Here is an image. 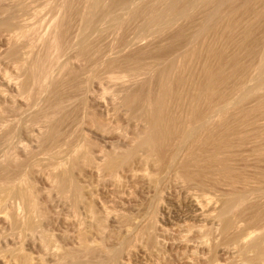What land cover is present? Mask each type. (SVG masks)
<instances>
[{"label":"rangeland","instance_id":"obj_1","mask_svg":"<svg viewBox=\"0 0 264 264\" xmlns=\"http://www.w3.org/2000/svg\"><path fill=\"white\" fill-rule=\"evenodd\" d=\"M154 1L127 0V2L118 3H115L116 0H90L88 3L82 1L83 4L85 3L83 5L81 2V7L84 10V18L80 22L75 20L71 26L72 28L70 27L71 30L69 29L66 39L61 42V50H57V52H59L58 59H55L57 56L56 51L55 53L53 52L54 54L52 53L54 58H52V56L51 58L54 59V63H52L53 65H51L52 67L49 69L52 73L50 75L49 72L47 79L44 80L46 82H44L45 84L43 83L41 89L45 90L42 91V93L39 92L41 90H37V92H39L38 94L35 92H33L34 95L31 94V91L36 89L33 86L31 87V85L26 89V86H24V79L26 78H24L23 74H21L22 76L16 74L15 70H13L6 62V46L3 48L4 43L0 41L3 43H0V47L5 51H3V54L2 48H0V162L4 161V151L6 152L10 149L8 151H12L16 161L22 164V175L20 174V178L22 179L20 180V183L22 185L20 187L7 186L5 187L6 189H4V186L3 188H0L1 191L6 190V192L0 191V264H24L23 259L25 257L30 258L33 264H56L58 259L53 256V253H56L57 255L66 254L65 256L68 257V261L71 254L73 257L72 259H74L73 255H75V262L70 259L73 264H243L241 257H236L238 254L233 251L234 246L230 244L231 240L228 242V237H224L221 231H218L219 228H221L220 224H218L217 221H214L217 224H212L214 222L210 221V219H207L204 222L202 221L203 219H200L197 216L195 217V207L191 205L190 197L187 195L188 193L185 189L181 188L182 185H177L173 180V182H169L171 179H167V174H165L166 172L161 168V165L158 167L156 166V168L155 166L153 167V165H151V167L146 166L144 169L141 165L132 163V165H130L131 167L129 165L126 166L128 167L126 168L127 170H123L122 167L121 170L118 168V177L116 176L117 178L113 177L111 179V176L107 174L109 172L105 170L97 172V169H94L92 166L93 164L97 165L98 163L104 165L106 162L105 159L107 158V152H110L111 150L113 151L115 148L119 150H127L126 148L129 145H126L128 144L126 136L127 138L133 136L134 128L137 125L136 123L140 121H137L136 117L131 114V111L122 104V98L128 93L125 90L128 85L123 88L125 91L118 86L113 87L114 91L111 88L105 89L108 92L110 91L108 93L99 85L100 79L103 76L112 73L124 77L128 84H131L134 80L132 83L134 84V82L136 83L137 80V82L141 81L149 74L152 76L154 71H156L155 66L158 65L157 63L160 64V62H163L166 57L170 56V54L172 55L173 52L174 55L178 52V48L180 49L183 47L182 45H185V42H183L186 39L185 37H190V35L198 28V25L205 14H203V12H207V9H209L210 12L208 11V13H211L213 7L211 9L210 6L215 4V0H201L202 2L198 0V3L201 4H198L197 8V5H194L195 7L192 8L193 10L191 9L192 12H190L189 15L178 17L174 22L166 25L161 31H158L153 27L151 30L147 31V33H145L146 31L143 33V30H140V26L143 24V19L145 20V17L142 16L144 14L141 15L139 13L140 15H138L136 12V14L133 15V11L141 10L145 4L148 5ZM254 1L255 0H252L251 3L248 4V8L255 7L254 9L251 8V10H257L256 8L260 5L259 2H263V0H256L257 2ZM167 2H169V0ZM239 2L240 1L236 3L239 4ZM255 3H259V5H256ZM61 5H64L63 2ZM240 5L241 4H239V6ZM233 6L236 7L235 5ZM64 7L62 6V9H66V7ZM238 7H236V10ZM225 8H227L228 11H224L227 10ZM225 8L223 13L227 12L228 15L225 14L227 17H223V13V16L221 13H218L219 15L216 14L215 17L213 16V19H215L213 30H218L221 36L219 33L218 36H216L217 32L215 33V31L212 30L215 35L209 31L212 35L207 32L209 37L207 34H204L203 36V38H206H204L206 41L202 43V40L204 41L202 38L199 42L203 45L206 42L211 43L208 42L209 40L214 41L212 38L216 39L215 36L220 38H217L213 43L217 44V41L219 40L218 44L220 46L215 44L217 48L213 44H210L214 51L217 49L216 53H210L209 49L212 51V48H209L207 43L205 45L208 50L204 45V48L203 46L201 47V49H205L204 52L199 48V45L201 44L198 43V45H196V49L199 48L198 53L201 51V53L196 54L197 56L205 53L207 50L210 54H215L212 56V60L208 59L211 58V55L208 52V54H205L209 57L204 54L205 56H199L200 58L196 56L199 60H193L191 58L192 55L189 53L191 49H189V56L187 54V59H185L186 56L184 58L185 62H187L186 64L185 62H182L184 61L183 57L180 58L181 56H176L177 60L179 57L182 61L180 63V61L176 60L177 62L175 65L178 67L174 66V71L171 72L169 80L171 83L176 84L178 78L177 75L179 76V71L181 72L183 69L185 79L187 78V82L189 84L191 83L188 85L186 82V85H188L187 87H191L194 82L197 83L199 80H205V78L206 80L207 78H211L213 81L215 78H213V76L215 75L212 74V77H206L207 75L204 74L207 69L212 66V70H214L212 73L217 75V79H214V82L210 79L208 80H210L215 86L216 80L220 77L221 78L215 87L212 83L210 84L209 81L210 85H207V91H210L209 87L211 85L215 89H211L213 91H210V94H206V97L209 95L207 100L216 102L220 98H223L222 96H224L225 92L227 95L229 93V98L231 97V100H228V102L227 99H223L224 101H227L231 106L235 103L233 107L236 106V109L237 106L240 107V104L242 106L245 105L244 108L241 107L243 108V111L246 110L244 113L247 114L249 111V113H252L249 115L255 118V115H260V112L257 110L260 109V111H262L261 113H264V107L260 108V106L262 107V104L259 105L260 96H262L261 99L264 101V79L263 76H260L261 73L259 74L257 69V67L262 64L257 58L259 56H257V54L260 49L264 48V18H260L258 13H253L248 8L247 9L250 12H247V9V11L242 8L238 9L241 10L242 14L239 13L241 16L237 13L238 10L235 11V9L232 8L235 11H233L236 15L234 16L231 8ZM260 8L261 6L258 10H260ZM62 9L61 11H64ZM258 10L256 12H258ZM46 11L47 9L43 14L44 16L46 15L45 18L47 19L51 17L52 13L47 11V14ZM64 12L59 13V15ZM243 13H246L247 16L245 17L246 14L244 15ZM254 14H257L260 19H258L257 16L255 17ZM110 15L115 16L114 22H109L108 16ZM217 15L221 18H218ZM242 15L244 16L242 17ZM230 16H233L235 19H231ZM223 18L224 23L223 21L221 23L225 26L221 24L219 27L218 21L217 23L215 21L217 19L221 21ZM58 19H60V16ZM230 19L231 21L233 20V23L235 22V26L229 21ZM225 23L228 24L227 26H229V28H227ZM246 32H250V34ZM105 35H108V41L112 38L110 40L112 42H105ZM226 35H231V37L229 36V38ZM226 38H228V41ZM87 39H90L91 43L96 42V48L93 50L91 49V51L86 54H82L79 51V44ZM229 39L236 44L232 41L229 43ZM68 40L71 41L69 44L70 47L65 45V43L67 44V42H69ZM37 42L34 52H36L37 47L39 48L37 52H39L40 46L42 47L43 44L42 41ZM257 42L258 45L253 51L254 56L253 58H250L252 56L249 55V46L253 43L256 44ZM39 43L40 46L38 45ZM224 44L225 46L228 44V46H226L227 48ZM166 45L169 47H166ZM180 45L182 47H179ZM223 46L226 49L224 48L225 51L222 49V53L218 48H223ZM163 47H166V49ZM103 48L105 50L109 49L107 50L109 51L107 52L108 54H102V50H104ZM192 51L193 50H191V52ZM37 52L34 55H42V52H39V54ZM217 52L224 55L220 57V53L218 54ZM159 53L162 54V56ZM194 56L193 58L195 59ZM214 56H216V58H214ZM110 57L111 59L128 60V66L126 68L122 66H114L110 72H106V62H108V60L110 61ZM233 57L238 58L235 59L237 60V64ZM188 59L190 61H188ZM191 59L193 61H191ZM204 59H206V62L207 59L210 61L209 65V61L207 62V65L204 64L206 63L203 62ZM232 61L235 62L236 66H234ZM151 62H153V65L155 66L151 67ZM146 63L150 64L147 66ZM177 63L179 65L182 64L181 66H183V68H181V66L179 67ZM61 64L62 66L63 64H66V66L62 67ZM137 64L144 65L143 68L145 69L148 67L147 70L151 67L150 70L153 68V71L149 70L150 73L148 74L146 73V70L145 74L143 71L144 69L141 68L143 70L138 73V75H141V79L139 80L140 75L136 76L138 77L137 79H133L134 73L133 75L131 73L130 76L129 73L134 70L133 67ZM252 64H255V67H251ZM54 65H57V67ZM53 66L55 67L54 69ZM207 66L209 67L205 69ZM247 66L250 68H247ZM67 68L69 70H66ZM179 68L181 70H178ZM51 69H53V71ZM61 69L64 70L61 71ZM75 70L79 71V78L74 80L77 84L74 88L71 84L69 87L66 86L65 81L64 85H62L63 87L60 88V94L57 95L54 93L53 89H51L52 91L49 90L51 88V85L49 84L55 83L57 80L62 82L66 79L68 83L70 81L68 73L75 72ZM156 73L157 72H155V74ZM143 74H145V76H143ZM155 74L154 77L152 76V79L156 78L157 74ZM3 75L10 76L13 82L11 81L8 83L3 79ZM62 76L64 77L63 79ZM126 76L130 82H128ZM58 77H61L62 80L58 79ZM130 77H132L133 80L130 79ZM54 79L55 81H52ZM196 83H194V86ZM18 84L19 88L17 87ZM151 85L155 87L154 82ZM177 87L181 88L182 85L178 84ZM234 87H239V93H237L238 89L237 91L235 90L236 93H234L237 95L235 96L232 91L231 95H234V97H232L228 91H231V89L233 90ZM191 88H193V86ZM118 90L120 91L118 92ZM111 92H117L115 102L113 101L114 98L111 97ZM217 92H219L221 96L218 95L219 93L217 94ZM261 92L263 95H258ZM254 93L258 96L255 97ZM27 94H31L30 97L29 95L27 97ZM53 94L55 95L53 96ZM121 94H123V97H121ZM212 94H214L213 97ZM215 95H217V97L220 96L219 99H216ZM28 98L29 100H27ZM110 98H113L112 101ZM224 98H227V96H224ZM232 98L234 99L232 100ZM65 99L67 101H64ZM236 99L238 101H236ZM119 100L121 102H119ZM254 100L257 103H255ZM206 102L204 103L206 104ZM237 102H240V104ZM236 103L238 105H236ZM114 104L117 105L114 106ZM223 104L226 105L227 103L224 102ZM255 106L259 108L256 110ZM233 107L231 108L234 112L228 106L232 111L231 113H235V111L238 110H234ZM252 107L257 111V114L255 110L252 111ZM225 108V110L228 109L227 106ZM239 110L238 113H242V111ZM228 112L231 114L230 111ZM46 116L49 117L47 118ZM238 116H240V114ZM4 134H6L7 137H4ZM80 145L81 147H79ZM9 146L12 148H8ZM125 146L127 147L125 148ZM83 150L87 154L83 152ZM77 152L78 154H76ZM234 162L235 161H233V163ZM59 164L61 166H59ZM105 164H108V162ZM11 168L13 169V166H11ZM51 169H53L55 176L52 174L53 171ZM64 173H68L69 175H67V178L69 177V184L67 183L68 185H65V190L61 191L60 181L62 180V174L64 175L63 179L66 178ZM162 173H164V175ZM50 174L54 177L51 178ZM56 178H58V180ZM115 178L118 182L114 180ZM70 179L72 181H70ZM167 180L169 181L167 182ZM207 180V182L210 181V183L206 182L205 188V179H203V188H200L201 185H198V182L200 181H194L195 184L198 183L196 185L202 190L196 185L194 186L191 182L190 186L192 187V190L190 191L195 190L197 187L198 190H195L196 192L200 193L203 191L204 193H202L205 197L208 196L214 200L216 199L217 204L222 193L226 191L225 187L222 186V182L219 179L207 178ZM69 185L70 187L66 188ZM72 185L75 187L79 186V188L82 189L81 198L78 201L75 199L74 193H72L75 189H72L74 187ZM9 188L11 189L9 190ZM205 189H207V191ZM29 191L30 193H28ZM64 191L66 192L64 193ZM13 194H16V196ZM26 194H30L31 198L32 196L34 198H32L29 203ZM219 194L220 197L218 196ZM218 204L216 205L217 207L219 206ZM91 209L93 213H95V216L97 215V217L103 221L102 227H99L101 230L98 229L96 224L89 221L91 219H88ZM78 223L81 224V228H79L80 225ZM29 224L34 227V230H32V227H30ZM210 224L212 229L210 228ZM185 225H190L188 227L192 226L191 228L195 233L191 231V233H189L190 235H188V232L187 234H184L186 233L183 231L186 230ZM196 225L197 228L195 227V230L200 228L198 231H201L203 234L207 233V237H202L201 232V234H196V231L193 228ZM216 225H219V227L217 226V228ZM202 226L205 231L201 228ZM204 227H206V229ZM78 229L81 231L80 234ZM214 229L216 231H214ZM249 230L250 229L247 231ZM231 233L232 232H229V235ZM183 235L185 236L183 237ZM186 236L189 238L190 242L188 239L186 240ZM199 236L202 237L201 240L204 241V243L201 241V244H198L200 246H193V244L196 245V243L200 241V239L196 240V242L194 240L196 238L198 239ZM154 237L155 239H153ZM83 241L86 242L85 246H89V249L85 250V248L81 247L84 246ZM185 242L189 245L185 246ZM227 242L228 245L230 244L229 246H225L227 245ZM230 247H232L231 249L233 252L229 250ZM190 251H193V254H191ZM231 253H233L234 256ZM72 262H67V264H72Z\"/></svg>","mask_w":264,"mask_h":264},{"label":"bare ground","instance_id":"obj_2","mask_svg":"<svg viewBox=\"0 0 264 264\" xmlns=\"http://www.w3.org/2000/svg\"><path fill=\"white\" fill-rule=\"evenodd\" d=\"M82 1L85 3L86 2L88 3L90 0H82ZM82 1L81 0H64V1L63 0L62 1L61 0H0V41H2L4 43L3 48H5V46H6L5 49L7 52H5L2 47H0V48H2V53L4 51L5 54H7V56H6L7 59L5 58L6 62L11 66V68L13 70H15L16 74H18V75L23 74L24 78H26V79H24L25 80L24 86H26V89L28 86L30 87V85H31V87L33 86L34 88H36L35 89L36 91L30 90L31 94H33V92H35L37 94L39 92L42 93V91L45 90V89L42 90L41 87L43 86V83L46 82L44 80L47 79L48 73L50 72L49 69H50V67H52L51 66V65H53L52 63H54L53 62L54 59H52V58H54L53 54L56 51L57 56L55 57V59H58L57 57H59L58 56L59 52H57V50H61V48H60L61 42H63L66 39L67 34L69 32V29L71 30V28H72L71 26L73 25L74 21L78 20L80 22L84 18V10L81 7ZM167 1L166 0H156L153 3L149 2L151 4H148V5L145 4L146 6L144 5L141 8L142 11L141 10L136 11L134 9L135 11H133V15L136 14V12L138 15L144 14L142 16L145 17V20L143 19V24L141 23L142 25L140 26V30H143L142 31L143 33L145 31H146L145 33H147V31L151 30L153 27H154V29L156 28V30L161 31L164 29V27L166 25L174 22L178 17H181V16L185 17V16L189 15V13L192 12L191 9L193 7H195L197 5L196 6V8H197L198 4H201V3H198L199 2L198 0H169V2H167ZM238 1L241 2V3L239 2V4H241L240 6H239V4L236 3ZM251 1L252 0H215L214 5H211L212 4L211 3L210 8L212 9V7H213V9L211 10L212 12L208 13L209 9H207L208 10L207 12L206 11L203 12V14L204 13L205 14H204V17H202V20L200 21L198 28L191 35L189 34L190 35V37L188 36L189 38L187 36L185 37L186 39H185V41H183V42H185L184 43L185 45H182L183 44L182 43L181 45L183 47L180 45L179 47H182V48H180V49L178 48V52H176L174 55H173V53H174L173 52L172 55L170 54V56L166 57V59H164L163 62H160V64L157 63L158 64V65L156 64L157 66L153 65L154 61L151 62V64H152L151 67H153V66L156 67V71H154V74H155V72H157L156 73L157 75L155 74L156 75V78H154L155 80L152 79V76L154 77V74H152V76H150V74H149L153 68L150 70L151 67H149V70H150L149 71V70H147L148 67L145 69V68H143L144 65H141V64L140 65L137 64L138 68H137V65H135L136 69L134 66L133 67L134 72L133 71L130 72L129 76L131 75V73H132V75L134 73L133 79H135V78L137 79L138 77H136V76L138 75V73H140L139 71H141L143 69H144L143 70L144 73L147 70L146 73H148L149 75H147L145 78H143L139 82H137L138 80L137 81L135 80L136 83L134 82V84H132L134 80L132 79V77H130V79L133 80V81L131 80L132 81L131 84L129 83L131 86L127 83V80H125L124 77L114 75L112 73L108 74L106 76H103L100 79L99 85L102 86L104 88V90L110 89V88L113 90V87H116V86L123 89V88H125L126 85H128L125 88L126 92H128L124 96L125 98L123 97V94H121L122 95L121 97H123L122 98L123 100L121 99L123 101L122 104L124 105V107H126L127 109H129L131 111V114H133L136 117L137 121L138 120H140V121H138V122L136 121L137 125L134 128V131L132 130L133 136L130 137L131 134L129 136L130 138H127V136H126V139H128L127 140L128 144H126V145L127 146L129 145L128 147L125 146V148L127 147L126 148L127 150H121V149L119 150V149L115 148L117 150L113 149V151L111 150L110 152H107V158L105 160H106V162H108V164H105L106 163L105 162L104 165H100L98 163L97 165L93 164L92 166L94 169H97L96 170L97 172L100 170L101 171L105 170V171L109 172L107 174L109 176H111L110 177V179H111V178L117 176L118 168H120V170H121V167H122V169L124 170V169L128 168L126 166H128V165L130 166V165H132V163H134V164L137 163V165H141L144 169L146 166L151 167V165H153V167L155 166V168H156V166L158 167L159 165H161L162 166L161 168L166 172L165 174H167L166 176L168 178L167 177L166 178L171 179V181L167 180V182L168 181L169 182L174 181L177 185L178 184L182 185L181 188L185 189L186 192L188 193L187 195H188V197H190V203L193 207H195V209L192 207L195 211L194 216L195 217L197 216L198 218L203 219L202 221H204V222L207 219H210V221H213V222L217 221L218 224H220L221 228H219L218 231H221V233L224 235V237H226V238L228 237V240H227L228 242L231 240L230 244L232 246H234L233 251H235L238 254L236 257H238V256L241 257L243 264H264V113L262 114L261 113L262 111H260V109L257 110V108H259V107H257L258 104H257V106H255V108L257 111L260 112V115L259 114H258L259 116L255 115V118L249 115V114H252V113H249V111L247 112V114L244 113V111H246V110L243 111L242 109L244 108L245 105L242 106L240 104V102L239 103L237 102L238 104H240V107L237 106V109L239 110L241 107H243L240 109L242 111V113H238V110L235 108L236 106L233 107L235 105V103L232 106L228 104V102H229L228 100H231V97L229 98L228 92H230V95H231V92L233 91V94L235 96H237L235 93H236L237 89H238L237 93H239V87H234L233 90L231 89V91H228L227 92L228 95L225 92L224 96L225 97L227 96V98H224V96H222L223 98L219 99V97L221 96L219 93L221 91H219V92H217V94L219 93L218 95H220V96L217 97V95H215L216 96L215 98L216 99L218 98L219 100H217L216 102L215 101H213V102L208 101L207 98L209 97V95H207V97H206V94H210V91L211 92L213 91L211 89H213L216 86V84H218V81L221 78L220 77L218 80H216L215 86H214V84L212 82L215 81L214 79H217V75L212 73V72H214V70H212V66H211V68L209 66L205 67V69L208 67H209V69H207L206 73H204V74L207 75L206 77H212L213 75H215V76H213V78L215 77L213 79V81L211 80V78H207V80L205 78V80L203 79L204 81L199 80V82H197V83L194 82V83H196L195 86H194V83H193V85H191V87L193 86V88L187 87L191 83L189 84L186 80L187 78L185 79V77L183 75V73H184L183 69L181 72L179 71L180 75L181 74L182 75L181 76L177 75L178 78H177L176 84L171 83L169 80L170 76H171L170 75L171 72L174 71L173 70L174 66H177V65H175V63L177 61H180V63H181L182 60L180 58L183 57V60H184V58L186 56L185 59H187V54L189 56V53H190L192 55L191 58L193 60H199L198 58H196V56H197L196 54L201 53V51L198 53L199 48L201 49V47L203 45L206 48L205 44L207 43L206 42L202 45V43L206 41L205 40L206 38L204 37L205 38L204 39L203 36H204V34H207V32L209 34L212 33L213 35H215L214 32H212L213 27H214V20H215V19H213V16L215 17L216 14H218V13L219 14L221 13V15H222V13L224 11H228V9L225 7H229L231 9L234 8L235 11H237L239 8L245 9V11H247L249 9L253 13L254 12L258 13L260 18H264V0L262 3L259 2L260 5H259V3L258 4L255 3L256 5H259L258 8L261 6L260 10H258V8H256L258 10V12H256L257 10H251L252 7L248 8V6H249L248 4H250ZM257 1L255 0L254 2H257ZM259 1H261V0H259ZM62 2L65 5L66 9H62V6L64 7V5H61ZM83 2H82V4H83ZM118 2H127V0H116L115 3H118ZM74 3H75V6H74ZM255 4H253V5H255ZM233 5H235L236 7L239 6L237 8V10H236V7H234ZM224 8L227 10H224ZM254 8H252V9H254ZM46 9L48 12L50 11V13H52L51 17L47 18V19L45 18L46 15L44 16V14H43V12ZM61 9L64 10L65 12L61 11ZM249 10L247 12H250ZM233 11L234 10L232 9V14L235 12V11L234 12ZM48 12H47V14H48ZM61 12H64V13L59 15V13H61ZM230 12H231V10H230ZM243 12H244V10H243ZM237 13L238 14L241 13V10H238ZM145 14H146V16H145ZM223 14H224V16L222 15L223 17H227V16H225V14L228 15L227 12H225ZM58 15L60 16V19H58V17H59ZM244 15H242V17ZM254 15H255V17L257 16V14H254ZM234 16H236L235 13H234ZM246 16H247V14L245 15V17ZM219 17L220 16H218V18ZM259 17H258V19H260ZM233 18L234 17L232 16L231 19H233ZM231 19L229 21H231ZM244 19H248V18H244ZM108 20H109V22H114L115 16L114 15L108 16ZM217 21H218L219 27H220V25L221 24L223 25V23H224V18L221 21H219V19H217L215 22L217 23ZM222 21H223V23H221ZM233 24L235 26V22ZM227 25L228 24H226V26ZM216 26H218V25H216ZM223 26H225V25H223ZM227 28H229V26H227ZM209 31H211V33ZM213 31H215V30H213ZM216 32H217L216 36H218V33H219L218 30L215 31V33ZM246 33H248V32H246ZM209 34H207L208 37H209ZM248 34H250V32ZM108 35H110V34H108ZM108 35L104 36L106 38L105 42L110 43V42H112V41H110L112 38L108 41V38H109ZM219 35H220V33H219ZM216 36H215L216 39L212 38L214 41H216L218 38ZM226 36L231 37V35H226ZM105 38H104V40H105ZM202 38L204 39V41L202 40V43H199ZM90 39L89 40L87 39V40H85L79 44V51L82 54H86V53L90 52L91 49L93 50L94 48H96V42L94 43L92 40L93 43H91ZM218 39H220V38H218ZM226 39L228 41V38H226ZM40 40L43 43L42 47L40 46V43L38 45L40 46L39 52H42V55L36 56L34 54H36V52L39 48L36 46L37 47L36 52H34V48H35V45L38 43L37 41L41 42ZM214 41L209 40L208 42H211V43H207V46L209 45L208 47L212 48V51H211V49H209L210 53L211 52L216 53V51H217V49H216V51H214L212 45H210V44H213ZM218 41H217V44L215 43L216 45H219ZM230 41H232V40L229 39V43H230ZM70 42L71 41L67 42V44L65 43V45L69 46ZM232 42H231V44H232ZM254 42H255V40H254ZM3 43H1V44H3ZM198 43L201 45H199L200 46L199 48L197 46L198 49H196V45H198ZM224 43H226V42H224ZM233 43H235V42H233ZM170 44H169V46H170ZM172 44H173V42H172ZM215 44H213V45L215 46ZM249 44H251V43H249ZM105 45H106V43H105ZM237 45H239V44H237ZM257 45H258V42L256 44L253 43L251 46H249V49H248L249 55L252 56L250 58H253V56H254L253 51ZM169 46L166 45V47H169ZM204 46H203V48H204ZM224 46H225V44H224ZM224 46H223V48H221L222 47L221 46L220 47L221 49L218 48L219 51L222 53H223V51H225L224 48L226 46H228V44L225 47ZM231 46H233V45H231ZM166 47H163V48L166 49ZM194 47H195V49H194ZM238 47H240V46H238ZM42 48H43V50H42ZM171 48H172V46H171ZM189 49L194 51L195 56L193 54V51L191 52V50L188 53ZM222 49H223V51H221ZM107 50H109V49H107ZM107 50H105V49L102 50V52H103L102 54H104V53L106 54L107 52H109ZM201 50H203V52L205 51V49H201ZM207 50L205 53L208 52ZM240 50H241V48H240ZM39 52H37V53L39 54ZM169 52H170V50H169ZM205 53H202L201 55H198L197 57L203 56ZM222 53H220V55H221L220 57H222L224 55V54L222 55ZM237 53H238V51H237ZM207 54H205V55H207ZM160 55L162 56V54H160ZM177 55H179V57L181 56L180 58L178 57V60L176 59ZM210 55H211L210 56L211 58H208L209 57L208 55H207L208 57H206V58L212 60V56L215 54L213 53ZM246 55H247V53H246ZM51 56H52V58H51ZM193 56L195 57V59L193 58ZM217 56H219V55H217ZM235 56H237V55H235ZM257 56L256 57L262 62V64L259 67H257L258 73L259 74L261 73L262 75L260 74V76H263V79H264V48L259 50ZM4 57H3V59H4ZM214 58H216V56H214ZM238 58L233 57L235 62L237 61L235 59H238ZM107 59H108V56H107ZM107 59H106V61H107ZM112 59L110 57V61L108 60V62H106V65H107V67L105 69V70H107L106 72H110L114 66H118V67L122 66L124 68H126L128 66V60H119V59H113L112 60ZM189 59H190V57H189ZM189 59H188V61H190ZM192 59H191V61H193ZM208 59H207V62L209 61ZM104 60H105V58H104ZM205 60L206 59H204L203 62H206ZM135 62H137V61H135ZM182 62H185V60ZM207 62L204 64L207 65ZM235 62H233L234 66H236ZM56 63H58V62H56ZM186 63L187 62H185V64ZM209 63H210V61L208 62V65H209ZM146 64L148 66L150 63L149 64L146 63ZM236 64H237V62H236ZM181 65L182 64H180L179 67ZM254 65L255 64H252L251 67H255ZM54 66L57 67V65H54ZM54 66H53V69L55 68ZM61 66H62V64H61ZM63 66H66V64L65 65L63 64ZM145 67H146V65H145ZM155 67H154V69H155ZM141 68H143V69H141ZM181 68H183V66H181ZM247 68H250V67L247 66ZM53 69H51V70L53 71ZM63 70L64 69H61V71H63ZM66 70H69V69L67 68ZM131 70H132V68H131ZM131 70H129V71H131ZM175 70H176V68H175ZM178 70H181V69L179 68ZM247 71H248V69H247ZM78 72L79 71L75 70V72H69L68 73L70 76V81L68 79V81H69L68 83H67L66 79L62 81L63 83L56 79L57 82L52 83L54 85L49 84V85H51L50 86L51 88L49 90L53 89L54 93H56L57 95L60 94V92H59L60 88L63 87L62 85H64L65 81L67 83V84L65 83L66 86L69 87L71 84V86H73V88H74V86L77 85L74 82V80L76 78H79ZM51 73L52 72H50L49 74L51 75ZM64 74H65V72H64ZM145 74H143V76H145ZM65 76H66V74H65ZM3 77H4L3 79L6 80L8 83H10L11 81L13 82V80L10 76L3 75ZM49 77H52V76H49ZM140 77H141V75L139 76V80L141 79ZM63 78L64 77L62 76V79ZM58 79H61V77H58ZM126 79H128L127 76H126ZM208 79H210L212 82ZM223 80H224V78H223ZM52 81H55V79ZM196 81H198V80H196ZM209 81H210V84L212 83L214 87L211 85L212 87L211 86H210L211 88L209 87L210 91H207L208 90L207 85H210ZM128 82H130L129 79H128ZM153 82H154L155 87L151 85V84H153ZM186 82L188 83V85H186ZM178 84L182 85V87L178 88L177 87ZM21 85H22V83H21ZM18 86H19V84L17 85V87ZM21 89H22V87H21ZM219 89H220V86H219ZM37 90L38 91L41 90V91L37 92ZM227 90H229V89H227ZM260 90H259V92H260ZM28 91H29V89H28ZM105 91H107V90H105ZM119 91L120 90H118V92ZM25 93H26V91H25ZM116 93L115 92L110 93L111 97L114 98V100H113L114 102H115L116 95H117ZM31 94H27V97H28V95L30 97ZM37 94H36V96H37ZM233 94L231 95L232 97H234ZM260 94L263 95L262 92L259 93L258 95H260ZM54 95L55 94H53V96ZM258 95L256 93H254L255 97ZM107 96H108V94H107ZM213 96H214V94H212V97ZM24 97H26V96H24ZM261 97L262 96H260V98L258 97L260 99L259 105L262 104V107L260 106V108H263L264 107L263 106L264 101L261 99ZM263 97H264V95H263ZM112 99L110 98L111 101H112ZM223 99H227L228 102L224 101ZM233 99L234 98H232V100ZM27 100H29V98ZM27 100H26V103H27ZM206 100H207V102H206ZM255 100H256V98H255ZM64 101H67V100L65 99ZM236 101H238V100L236 99ZM119 102H121V101L119 100ZM204 102H206V104ZM224 102H226L227 104L226 105L223 104ZM36 103H37V101H36ZM237 103H236V105H238ZM255 103H257V102L255 101ZM230 104H231V102H230ZM12 105H14V104H12ZM115 105H117V104H114V106ZM120 105H121V103H120ZM226 106H227V108H228V106H229V108L233 107L234 110H237V111H235V113H231L233 111V109L231 108L232 109V111H231L228 108L229 110L228 109L227 110L230 111V113H231V114H229V112L227 110H225ZM253 107H252V111L255 110ZM249 109H250V107H249ZM247 110H248V108H247ZM256 110H255V112L257 114ZM263 111H264V109H263ZM255 112H254V114H255ZM243 113H244V115L242 116ZM239 114H240V116H238ZM248 115L250 118L248 117ZM6 134H4L5 135L4 137H7ZM119 136H120V134H119ZM123 145H125V144H123ZM79 147H81V145ZM8 148H12V147L9 146ZM0 150H1V148H0ZM8 150H10V149H8ZM8 150L6 152L3 150L4 151V161L2 160L3 162H0V188H3V186H4V189H6L5 187H7V186L8 187L9 186H13V187L19 186L20 187L22 185L20 183V180H22L20 178V176L22 175V173H21L22 172V170H21L22 164L17 162L12 151H8ZM77 151H79V150H77ZM83 152H85V151L83 150ZM76 154H78V152ZM233 161H235V162L233 163ZM91 163H93V162H91ZM11 166H13L14 170L11 168ZM59 166H61V165L59 164ZM51 170L53 171V169H51ZM52 171H51V173H52ZM129 172H131V171H129ZM141 173H142V171H141ZM52 174L54 175V171ZM162 174L164 175V173H162ZM67 175H68V173L65 174L66 178L63 179L64 175L62 174V177H61L62 180L60 181L61 191L65 190V185L67 183L69 184V177L67 178ZM54 176L51 175V178ZM154 177H152V178H154ZM116 178L114 179L115 181H117ZM207 178L219 179L222 182V186L225 187L226 191L224 193H222L221 197H220V194L218 195L220 197L219 202H217V204L219 203L218 207L216 206L217 205L216 199L214 200L208 196L205 197V195L203 194L204 193L203 191H202L203 193L202 192H200V193L196 192L199 188L198 185H201L200 188H203L202 187L203 179L206 180L204 182V188L206 187L205 183L208 181ZM56 179L58 180V178H56ZM114 180H113V182H114ZM70 181H72V180L70 179ZM194 181L195 182L200 181V182H198L199 184L196 183V184H198V185H196ZM55 182H56V180H55ZM117 182H116V185H117ZM191 182H192V184H194V186L196 185L198 187V188L196 187V189H195L196 191L195 190L190 191V190H192L191 189L192 187L190 186ZM207 183H210V181ZM70 185L66 188H69ZM72 186H74V185H72ZM10 189L11 188H9V190ZM72 189H74V192H72V193H74V197L78 201L81 198V190L82 189L79 188V186L78 187L74 186ZM16 190H17V188H16ZM22 190H23V188H22ZM25 190H26V188H25ZM200 190H202V189H200ZM205 190L207 191V189H205ZM211 190H212V188H211ZM4 191L6 192V190H4ZM4 191L2 190L1 192H4ZM65 192L66 191H64V193ZM28 193H30V191ZM64 193H62V194H64ZM10 194H12V193H10ZM23 194H24V192H23ZM13 195L16 196V194H13ZM26 196L28 198V203H29V201L32 200L33 196H32V198H31L30 194H26ZM71 196H73V195H71ZM62 197H63V195H62ZM213 197H216V196H213ZM25 199H26V197H25ZM217 200H218V198H217ZM74 202H75V200H74ZM79 202H82V201H79ZM29 205H31V204H29ZM73 205H74V203H73ZM78 206H79V204H78ZM35 209H37V208H35ZM91 212H92V214H91ZM90 214H91V216H90ZM90 214L88 216L89 217L88 219H91V220H89V221H92V223L96 224L98 229L101 230V228H99V227H102L103 221H101V219L98 218L97 215L95 216V213H93L92 209L90 211ZM212 224H217V223L214 222ZM29 225H30V227H32V230H34V227L31 226V224H29ZM79 225H80L79 228H81V224H79ZM188 226H190V225H187L186 228L184 227L186 230H183V231L186 232L184 234H187V232H188V235H190L189 233H191V231H193V229L191 228L192 226L191 227H188ZM217 226L219 227V225H216V227ZM195 227L197 228V225L193 227L194 230H195ZM206 227H204V228L206 229ZM201 228L203 229V226ZM210 228L212 229L211 224H210ZM198 229H200V228H198ZM198 229L195 230L196 234H198V233L201 234L202 232L200 231L201 232L200 233L198 231ZM248 229H250V230L247 231ZM78 231H79V229H78ZM214 231H216V230L214 229ZM243 231H244V234H243ZM80 232L81 231H79V234H80ZM229 232H232V233L229 235ZM206 234L202 233V237L206 236ZM225 235H229V236H225ZM149 236H150V234H149ZM184 236L185 235H183V237ZM188 237L186 238V240L187 239L189 240ZM199 237H198V239L196 237H194L196 239L193 238L195 240V242H196V240L200 239V241H198L196 243V245L193 244V246H200L198 244H201V241H202L201 238L202 237H200V238ZM153 239H155V237ZM203 240H204V238H203ZM191 241H193V240H191ZM187 242H185V246L189 245ZM189 242H190V240H189ZM202 242L204 243V241H202ZM228 242H227V245H225V246L230 245V244L228 245ZM83 245L84 246H81V247L85 248V250L89 249V246H85L86 242L83 241ZM156 245H158V244H156ZM159 246H160V244H159ZM202 246H203V244H202ZM231 248L232 247H230L229 250L232 251ZM224 249H225V247H224ZM193 251H194V249H193ZM193 251H190L191 254H193ZM227 251H228V249H227ZM231 254L233 255V253H231ZM65 255H57L56 253H53V256L55 258L57 257V259H58L56 264H67V262L71 263L72 261H70V259L71 260L75 259V255H73L74 259H72L73 257L71 254L69 256L70 258L68 261V259H67L68 257H66ZM75 260H74V262H75ZM23 262H24V264H33L31 262L30 258H28V257H25L23 259ZM54 262H55V259H54ZM72 264H73V262H72Z\"/></svg>","mask_w":264,"mask_h":264}]
</instances>
